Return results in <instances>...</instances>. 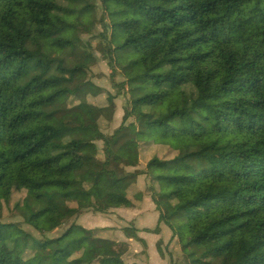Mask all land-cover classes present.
Segmentation results:
<instances>
[{
  "label": "trees",
  "instance_id": "16d2710c",
  "mask_svg": "<svg viewBox=\"0 0 264 264\" xmlns=\"http://www.w3.org/2000/svg\"><path fill=\"white\" fill-rule=\"evenodd\" d=\"M93 1L0 0L1 263L122 264L115 249L126 246L112 229L70 226L40 244L29 234L11 238L2 221L20 216L50 234L83 208H136L143 198L136 178L145 175L159 221L180 243L178 264H264V0H100V32L81 47L66 37L72 26L63 16L74 10L68 4L82 5L75 13L86 20ZM93 51L119 71L123 82L112 74L114 87H150L127 101L122 120L132 122L109 137L108 92L92 84L87 93L51 90L53 81L88 70ZM49 72L52 80H43ZM173 125L205 143L174 150L137 141ZM95 140L103 161L79 154ZM186 232L193 237L184 244ZM73 233L78 240L67 241ZM84 245L101 248V260H83Z\"/></svg>",
  "mask_w": 264,
  "mask_h": 264
},
{
  "label": "rangeland",
  "instance_id": "374dc122",
  "mask_svg": "<svg viewBox=\"0 0 264 264\" xmlns=\"http://www.w3.org/2000/svg\"><path fill=\"white\" fill-rule=\"evenodd\" d=\"M86 1H88L89 4L92 5L93 0H86ZM93 3L95 4L96 10L95 11H93V10L89 11L85 15L86 20L80 19V22L78 20V16L75 13V11H77L79 9V7H82V5H78V6L74 7V6L68 4V8L74 9V10H72L74 13L72 11H70L69 13L65 14L63 16V20L65 23L72 26V28L67 32L66 37H68L69 40L73 44L84 47L85 43L88 41V39L91 38V36L98 35L100 32L99 27H98L97 23L95 22V19L99 20V18L101 16V12H102L100 0H94ZM83 24L85 25L86 28L82 27ZM44 43H45L48 50L56 49L55 45H53V43L51 42L50 39H47V38L44 39ZM91 57H92V60L89 59L88 61L84 62L87 66L90 67L88 70H83V71L78 72L69 81H62V82L53 81L51 83L52 84L51 90L55 91L57 89H66L70 92L77 90V91H81L83 93H87L89 90V86L92 84V85L96 86L97 88L105 90L106 92H108L114 98L113 103H114L115 108H114V113L112 116L110 128L108 131H105L102 134L109 137L112 135L113 130H115L120 125H122V123L124 124V126H127L132 122V120H128L127 122H123V120H122L123 115L120 118V112H121L120 109L123 107V105L126 106L125 103H127V101L135 100L137 98L142 97L146 91H149L150 87H148V88L147 87H130L127 85H125L123 88L114 87V85L112 84V82L110 80L112 74H114L113 75L114 84L118 85L121 82H123V78L120 76L119 71L116 70L115 71L116 73L110 72L109 63L106 61V58H104L103 55L100 54L99 52H97V51L91 52ZM141 61L145 65H148V58L146 56H143L141 58ZM96 72H97V76L95 75ZM102 75L103 76L105 75V79H106L107 83L110 85L107 87V90L100 88V87H98V85H96V84H100V83H96V81H100L102 79ZM52 78H53V74L51 72H49L43 77V80H50V79L52 80ZM93 79H97V80H95V81H93V83H91V81ZM64 101H66L65 97L58 100L59 103H62ZM124 109H125V107H124ZM124 109H123V114H124ZM160 110L161 109L159 106L153 107L150 111L152 118L156 119L159 116ZM61 122L66 123L67 118L61 119L60 123ZM137 141L140 143L152 142L153 144H156V145H162V146L170 147L174 150H180V149H183L186 145H192V146L201 145V144L205 143V138H188V137H185L181 133L180 128L177 125H173L172 130L170 132H162L158 129H152V130L148 131L147 135L138 136ZM91 144H93L92 146H94L92 150L89 149V147H88V146H91ZM95 144L98 145L99 147H101L100 153H98V147ZM102 150H103V146H102L101 140H95V141H92V143H88L85 146H83L79 150V154L81 156H84V157H92V156H86V155H88L87 152H92L93 156L94 157L96 156V158H98L97 159L98 161H103L104 158L102 155ZM141 167L140 168L124 167V168H122V170L124 171L125 174H131L134 171H139L141 169ZM141 170L144 171V169H141ZM117 173L120 175L119 171H117ZM105 185L109 186V187H113V184H112L110 179H108L105 182ZM150 197H151V195H150ZM151 200H152V198H151ZM78 202L81 205V204L85 203V200H83V197L79 195ZM141 203H142V201H141ZM154 206H155V204H154ZM82 210L84 212V210H86V208H83ZM88 210L93 212L91 209H88ZM93 213H95V212H93ZM158 213L160 214L159 211H158ZM99 214H105V213H99ZM75 217H77V216H75ZM72 218H74V217H72ZM72 218L65 225L58 227L57 229H55L50 234L45 233V232L42 234L40 232H36L33 228L26 225L23 221V218H21L20 216L19 217L18 216H16V217L15 216H9L4 221H2V223L12 226L10 233H9L11 238H18L24 234H29L41 244L44 242V240H53V239L60 237L63 233H65V231L70 226H72L70 224ZM158 224H163L166 226V224L159 221V217H158ZM45 226L46 225L44 224L43 227H45ZM79 229L84 230L81 228H79ZM93 230H100V229H93ZM112 230L114 231L113 232V236H114L115 230L114 229H112ZM85 231H92V230H85ZM123 231L128 237L134 238L136 240L134 230L125 229ZM78 235H79L78 233H75V234L73 233L70 237L67 238V241L78 240V238H79ZM192 237H193L192 233L186 232L185 237H184V244L187 243V241ZM114 238H115V236H114ZM115 240H116V238H115ZM116 243L118 245L126 246V248L128 249V246L126 244L118 243L117 240H116ZM172 243H173L172 247H169V248L168 247H162V248L160 247L161 251L163 253V256H165V258H168L169 262L172 261V262H176L177 264L181 263L183 256H182V253H180V248H179L180 243L178 242V240L175 237L173 238ZM82 248H84L82 251V259L83 260H85V261L86 260H99V261L101 260V258H102L101 248L95 247V246H86V245H84V247H82ZM126 248L124 250V248L117 247L115 249V252L118 255H120V254H122V252H124L122 255H120V256H123L124 254H126L125 252L128 251V250H126ZM90 249H95L98 251V254L97 255L95 254V256L93 258H88V256H86V252ZM157 253H158V251H157ZM139 257H142V256H139ZM121 259H122V257H119V260L122 263ZM1 260L2 259L0 258V264H2ZM226 261L229 262V256H226Z\"/></svg>",
  "mask_w": 264,
  "mask_h": 264
},
{
  "label": "crops",
  "instance_id": "0c3cea01",
  "mask_svg": "<svg viewBox=\"0 0 264 264\" xmlns=\"http://www.w3.org/2000/svg\"><path fill=\"white\" fill-rule=\"evenodd\" d=\"M95 80L97 79H93L91 83ZM96 83H100L96 85L106 90L110 86L105 79V75H102V79L96 81ZM124 107L125 105L120 109V118L123 115ZM91 146L88 147L92 150L94 146ZM96 146L98 147V153H100L101 147ZM87 154L86 156L94 157L92 152H87ZM141 169H143V166ZM148 186L149 183L145 175L137 177L136 187L143 194V199L140 206L136 208L116 206L105 214L93 213L86 209L81 215L72 218L70 224L75 228L84 230L114 229V236L117 242L128 246V251L121 259L123 264H170L169 259L165 258V256L160 258L156 247L158 243L161 244V248L172 247V233L165 225L158 224L159 213L151 200L150 193H147ZM170 211L171 207L168 204H164L161 207V212L164 215H168ZM125 229L134 230L136 240L128 237L123 231ZM155 229L158 230L157 234L153 233ZM142 252L145 256L139 257ZM95 254H98L95 249H90L86 252L88 258H93Z\"/></svg>",
  "mask_w": 264,
  "mask_h": 264
}]
</instances>
